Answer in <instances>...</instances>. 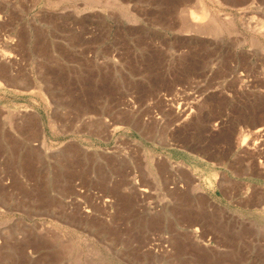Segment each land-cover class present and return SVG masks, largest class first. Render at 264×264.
Returning <instances> with one entry per match:
<instances>
[{"label":"rangeland","instance_id":"374dc122","mask_svg":"<svg viewBox=\"0 0 264 264\" xmlns=\"http://www.w3.org/2000/svg\"><path fill=\"white\" fill-rule=\"evenodd\" d=\"M4 57L0 264H264V0H0Z\"/></svg>","mask_w":264,"mask_h":264},{"label":"crops","instance_id":"0c3cea01","mask_svg":"<svg viewBox=\"0 0 264 264\" xmlns=\"http://www.w3.org/2000/svg\"><path fill=\"white\" fill-rule=\"evenodd\" d=\"M2 67H8L7 75L5 80H15L20 72H22V68L18 67L14 61H11V58H1L0 59V71ZM25 74V72H24ZM1 78V76H0ZM9 87H12L10 84H6Z\"/></svg>","mask_w":264,"mask_h":264},{"label":"bare ground","instance_id":"6f19581e","mask_svg":"<svg viewBox=\"0 0 264 264\" xmlns=\"http://www.w3.org/2000/svg\"><path fill=\"white\" fill-rule=\"evenodd\" d=\"M195 19V18H194ZM101 202V201H100ZM103 204H105V203H103Z\"/></svg>","mask_w":264,"mask_h":264}]
</instances>
